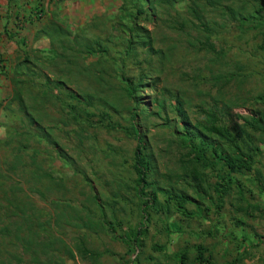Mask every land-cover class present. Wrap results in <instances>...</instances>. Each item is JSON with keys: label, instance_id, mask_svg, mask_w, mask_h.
Instances as JSON below:
<instances>
[{"label": "rangeland", "instance_id": "374dc122", "mask_svg": "<svg viewBox=\"0 0 264 264\" xmlns=\"http://www.w3.org/2000/svg\"><path fill=\"white\" fill-rule=\"evenodd\" d=\"M23 2L24 24L29 26L30 33L19 49H14L16 62L37 55L50 61V55L60 47L56 25L66 30L62 33L66 35L64 38L75 36L82 43L99 39L113 49L120 48L125 31L123 24L131 22L129 13L138 15L139 6H148L146 0ZM154 8L155 20L137 17L148 26L155 46L162 47L172 57L165 59V73L157 85L160 90L148 86L142 89L143 106L152 111L156 98L164 95L168 102L175 103L171 93L163 89L180 88L185 92V118L195 124L197 118L205 115L199 112L198 106L214 105L211 96L224 97L229 104L230 124L246 129L259 145L255 169L250 173L229 174L232 180L229 191L221 196L223 191H217V184L223 181L216 168L208 164L200 167L207 173L208 183H205L207 192L198 201L194 188L184 180L185 177L192 180L184 168L188 165L190 149L177 150L178 144L172 135L174 127H168L163 115L146 113L147 151L153 160L149 188L157 186L159 191L156 201L148 208L144 246L133 250L118 235L134 229L142 221L140 200L133 190L137 139L107 126L69 124L65 129L81 126L89 139L82 156L77 153L73 138L62 139L75 163L60 159L44 163L61 180L43 179L46 197L38 193L30 197L38 209L39 220L51 227L49 236L42 234L40 240L46 243L54 240L52 247L39 249V254H43L40 255L46 264H264V0H155ZM199 38L210 40L219 50L224 49L227 55L222 59L227 64H212L215 54L201 49ZM138 50L142 59L145 49ZM125 64L130 75L140 72L133 58H127ZM14 65L7 74L4 100L0 104V167L9 157L10 147L6 144L9 129L17 125L6 109L14 94ZM45 70L53 78L57 76L50 63L45 64ZM228 71L229 86L222 89L220 96L221 86L212 77ZM86 83L78 76L70 79L68 86L81 88ZM11 106L15 107V103ZM49 106L52 114L60 117L58 106ZM169 115V124H174L176 113L171 111ZM252 118L257 128L247 124ZM40 148L48 156L46 148L51 146L41 141ZM170 187H179V195L185 192L190 198H185L183 205H177L175 200L180 198L176 194L170 198L165 193ZM93 192L100 195L111 219L115 213L119 221V225L115 224L116 232L90 217L94 212L101 216V210L93 202ZM112 197L119 203L112 205ZM198 245L204 251L196 248ZM185 250L182 262L180 256ZM200 252L203 260L198 262Z\"/></svg>", "mask_w": 264, "mask_h": 264}, {"label": "trees", "instance_id": "16d2710c", "mask_svg": "<svg viewBox=\"0 0 264 264\" xmlns=\"http://www.w3.org/2000/svg\"><path fill=\"white\" fill-rule=\"evenodd\" d=\"M146 2L148 6H139L137 13L142 15L144 20L153 21L156 17L155 0ZM189 8L195 12L192 5H189ZM138 15L129 13L131 22L123 24L125 31L120 48L113 49L99 39L82 43L75 36L64 38L66 30L56 25L55 32H59L57 43L60 47L50 55V61L37 55L19 60L14 65V94L6 109L14 116L17 125L9 129L6 140L10 147L9 157L0 167V264H46L41 256L43 254H39V249H46L49 245L52 247L54 240L50 239L51 241L46 243L40 238L42 234L49 236L51 227L39 220L38 209L32 204L30 197L35 193L46 197L41 182L43 179L50 182L61 180L45 168V162L60 159L68 164L75 163L76 160L68 154L62 144L63 138H73L77 153L82 156L89 135L83 134L81 126L72 130L65 129L69 124L81 122L107 126L108 129L121 130L129 137L137 139L132 167L136 172L133 190L140 200L142 221L137 223L134 229L118 235V238L133 250L144 246L148 208L156 201L159 191L157 186L155 189L149 188L153 160L147 151L148 129L144 125L146 113L159 117L163 115L170 125L168 127H174L172 135L178 144L177 150L185 147L190 149L188 165L184 168L188 170L192 180L186 177L184 180L194 188L199 196L198 201H202L204 193L207 192L205 183H208L207 173L200 167L208 164L216 168L219 178L223 181L217 184V191H223L221 196L229 191V183L232 181L229 180V174L250 173L255 169V154L259 145L246 129L230 124L229 104L224 101V97L211 96L214 105L210 104L208 108L198 106L199 112L205 115L197 118L195 124L185 118V92L182 93L180 88L163 89L164 92L171 93V99H174L175 103L168 102L164 95L160 99L156 98V107L152 111L143 106L142 89L148 86L155 87V91L160 90L157 85L165 73V59L170 60L172 55L162 47L155 46L151 31L146 24L139 21ZM198 41L201 49L215 54L214 59L210 61L212 64H227L222 59L227 55L224 49L219 50L210 40L203 41L199 38ZM139 47L146 52L142 59H139ZM127 58H133V63L140 67L137 75L129 74L125 64ZM47 63L54 66V73L57 74L55 78L45 70ZM3 69L4 65L0 71ZM78 76L87 81L86 86L69 88V80ZM212 78L216 84H220L221 96L222 89L229 86V71L216 73ZM12 102L15 107L11 106ZM50 104L52 107L58 106L60 117L52 114ZM171 111L177 116L174 124H169ZM247 124L257 128L253 118L247 120ZM54 130L60 136L57 137ZM41 141L51 146L46 148L48 156H44L40 148ZM178 188L170 187L165 193L170 198L176 194L180 198L175 200L177 205H183L185 198L190 196L185 192L179 195L181 190ZM92 197L94 204L101 210V216L99 218L94 212L90 217L98 220V224L104 228L116 232L115 224L119 225V221L116 220L115 213L111 219L100 195L93 192ZM111 199L112 205L119 203L117 198ZM196 248L204 251L201 245ZM180 257L184 262L186 250ZM197 259L198 262L203 260L202 252Z\"/></svg>", "mask_w": 264, "mask_h": 264}, {"label": "crops", "instance_id": "0c3cea01", "mask_svg": "<svg viewBox=\"0 0 264 264\" xmlns=\"http://www.w3.org/2000/svg\"><path fill=\"white\" fill-rule=\"evenodd\" d=\"M23 1L0 0V54L5 60L4 69L0 71V104L4 100L7 74L11 72L12 66L16 63L14 49H19V45L26 41V36L30 33L29 26L26 27L24 24Z\"/></svg>", "mask_w": 264, "mask_h": 264}, {"label": "built area", "instance_id": "2783aa9c", "mask_svg": "<svg viewBox=\"0 0 264 264\" xmlns=\"http://www.w3.org/2000/svg\"><path fill=\"white\" fill-rule=\"evenodd\" d=\"M3 65H5L4 58H3V56L0 54V68H2Z\"/></svg>", "mask_w": 264, "mask_h": 264}]
</instances>
